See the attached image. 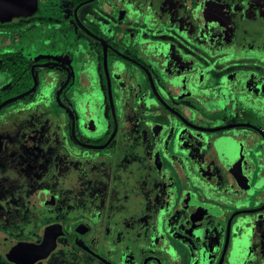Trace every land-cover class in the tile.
Wrapping results in <instances>:
<instances>
[{"label":"flooded vegetation","instance_id":"flooded-vegetation-1","mask_svg":"<svg viewBox=\"0 0 264 264\" xmlns=\"http://www.w3.org/2000/svg\"><path fill=\"white\" fill-rule=\"evenodd\" d=\"M0 201V264H264V0H5Z\"/></svg>","mask_w":264,"mask_h":264},{"label":"rangeland","instance_id":"rangeland-1","mask_svg":"<svg viewBox=\"0 0 264 264\" xmlns=\"http://www.w3.org/2000/svg\"><path fill=\"white\" fill-rule=\"evenodd\" d=\"M3 206L4 204L0 201V224L1 223H5L7 220H6V217H5V209H3ZM18 206L16 205V202H13L12 203H9V210L8 212L11 213V211L13 209H16ZM4 235L3 233L0 231V241H2Z\"/></svg>","mask_w":264,"mask_h":264},{"label":"water","instance_id":"water-1","mask_svg":"<svg viewBox=\"0 0 264 264\" xmlns=\"http://www.w3.org/2000/svg\"><path fill=\"white\" fill-rule=\"evenodd\" d=\"M4 16H5V0H0V20H2ZM15 245L17 247L25 246V244L21 242H17Z\"/></svg>","mask_w":264,"mask_h":264}]
</instances>
